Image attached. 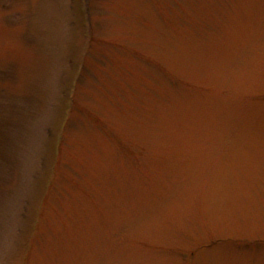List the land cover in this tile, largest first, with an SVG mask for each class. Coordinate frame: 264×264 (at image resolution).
I'll return each mask as SVG.
<instances>
[{
  "label": "rangeland",
  "instance_id": "374dc122",
  "mask_svg": "<svg viewBox=\"0 0 264 264\" xmlns=\"http://www.w3.org/2000/svg\"><path fill=\"white\" fill-rule=\"evenodd\" d=\"M0 264H264V0H0Z\"/></svg>",
  "mask_w": 264,
  "mask_h": 264
}]
</instances>
